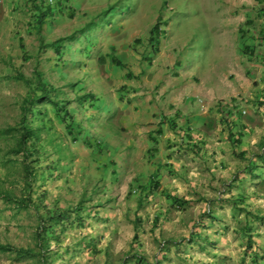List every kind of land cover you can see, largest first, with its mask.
Wrapping results in <instances>:
<instances>
[{"label": "rangeland", "instance_id": "obj_1", "mask_svg": "<svg viewBox=\"0 0 264 264\" xmlns=\"http://www.w3.org/2000/svg\"><path fill=\"white\" fill-rule=\"evenodd\" d=\"M49 6L50 16L40 22L32 3L0 0V244L44 252L36 230L53 210L70 215L63 224H46L48 264H233L212 248L219 242L224 248L223 236L246 223L252 226L231 238L264 249V134L223 129L219 114L233 115L231 103L206 113L205 122L194 120L205 109L171 105L161 114L165 126L149 138L155 91H149V66L157 52L150 28L164 21L163 32L188 39L181 54L190 52L194 43L202 45L200 25L232 19L225 0H52ZM90 22H98L96 29L83 32ZM169 42L186 43L179 36ZM171 56L165 99L177 104L183 86L194 82L188 83L191 71L186 77L178 70L186 60ZM37 72L70 115L50 100L23 118L29 87L18 77L36 84ZM87 93L91 98L77 101ZM237 101L243 111L264 112V93L260 104ZM23 126L45 127L41 141L27 143L35 153L26 159L13 152ZM5 192L32 203L14 210L2 199ZM0 264L41 263L0 252Z\"/></svg>", "mask_w": 264, "mask_h": 264}, {"label": "crops", "instance_id": "obj_2", "mask_svg": "<svg viewBox=\"0 0 264 264\" xmlns=\"http://www.w3.org/2000/svg\"><path fill=\"white\" fill-rule=\"evenodd\" d=\"M225 10L228 12L226 17L232 19H218L216 23L211 21L209 25L207 22V25L202 23L203 25L197 28L201 33L199 40L202 45L194 43L190 47V52L187 50L184 54L180 51L187 48L189 42L182 33L163 32L166 25L163 27L162 20L161 26L159 21H156L150 28L149 36L155 35L149 41L151 40L155 45L157 52L149 66V91L150 88L151 91L159 89L158 93L154 91L153 94H149V138L155 137L156 132L165 126L161 114L167 113L165 111L171 105H174V110L182 107L184 111L192 110L193 107H195L193 110L203 108L207 112L203 111L201 115H194L196 118L192 117L197 122L203 119L205 122L206 113L218 111L223 106L228 110L229 105L232 104L235 109L230 110V113L234 112L233 115L222 119L219 114V121L224 123L223 129L228 125L227 130L231 127L233 132L239 131L242 135L247 136L250 132L264 134V112L259 109L256 111L249 106L252 110L243 114L244 106L241 107L242 104L238 106L237 103L238 96L247 100L246 102L251 98L255 104L264 93L261 92L264 86V0H225ZM156 25L157 28L152 32ZM176 36L186 43H175V45L174 42H169V40L175 41ZM171 55L175 58L181 55L178 62L186 60L183 64L185 68L180 66L178 70L185 72L186 77L187 72L191 71L193 78L189 79L188 83L194 82L192 85L183 86V93L177 104L165 99L169 92L168 82H172V78L167 73V69L171 67ZM184 74L181 77L187 80ZM226 109L225 114H228ZM238 112L236 116L235 113ZM247 149L246 145L241 147V150ZM251 226L252 224H249L248 227L247 223L245 226H234L226 236H223L225 247L221 248L222 243L219 242L212 251L219 256H229L235 261L233 264H264V249L259 248V245L231 238L234 230L241 228L247 231ZM211 255L213 256V253ZM209 260H211L210 256L207 257V262Z\"/></svg>", "mask_w": 264, "mask_h": 264}, {"label": "trees", "instance_id": "obj_3", "mask_svg": "<svg viewBox=\"0 0 264 264\" xmlns=\"http://www.w3.org/2000/svg\"><path fill=\"white\" fill-rule=\"evenodd\" d=\"M28 3H32L33 6L37 9V19L40 22H44V20L50 16L52 12V8L49 6V3H47L48 0H26ZM98 25V22H90L88 25H86L85 29L83 32H89L92 29H96V26ZM155 28H157V25L153 28L152 32L155 31ZM153 35H151V39L153 38ZM77 36L73 35L68 37L67 39H62L56 44V48L58 50H61V48L64 46V43L66 41H71L76 39ZM102 63H105L106 60L105 58H100ZM117 64H121V61L117 60L116 58H113ZM37 82L36 84L34 83L33 80L25 78L23 75H20L18 79L24 80L28 87H29V92L27 97L24 100V116L31 110V107L33 105H38L39 103L42 104V102L45 101H50L51 96L49 95L50 92L54 91V87L48 86L42 79V73L37 72ZM130 77V76H128ZM34 85L36 87H34ZM41 91L40 95H37V90ZM92 94L87 93L83 95L82 97L77 98L78 102H83L88 98H91ZM52 103L59 108L62 112H64L65 115H70V112L66 109L65 104L63 102H55L52 100ZM25 120V119H24ZM80 125H83V121H80ZM44 126H37V127H27L23 126L22 127V133H21V139L19 141V146L18 148L14 149L13 152L20 154L23 153L24 159H26V153L28 155H31L32 153H35V151H30L28 150L27 143L31 142L32 144L38 141H41L43 138V131H44ZM72 131V128L70 129ZM50 143H55L54 138H50ZM60 148L58 145L56 146V149L58 150ZM28 166L26 165V169ZM155 186H158L157 183H155ZM2 199L8 203L11 204L14 207V210H21V209H27L29 208L30 204L32 203V198L31 197H18L15 196L12 193H1ZM36 206V205H35ZM69 213L67 212H58V211H53V210H47V217H42L41 216V221L37 227L36 230V241L38 242L39 247H43L45 250L40 251L38 253L35 252V250L31 249H22V248H17L11 244H0V252H13L17 254L18 256H25V257H40V263L41 264H48L47 263V257L46 254L50 250V242H49V229L46 227V224L50 221H55L58 222V224H63V222L69 218ZM259 220L264 221V217H260ZM63 228V225H62ZM64 230V229H63ZM137 237V233L135 234V238Z\"/></svg>", "mask_w": 264, "mask_h": 264}, {"label": "clouds", "instance_id": "obj_4", "mask_svg": "<svg viewBox=\"0 0 264 264\" xmlns=\"http://www.w3.org/2000/svg\"><path fill=\"white\" fill-rule=\"evenodd\" d=\"M50 2H52V0H48V1H47V3H49V5H50ZM242 112H243V114H245L244 111H242ZM245 112H246V111H245Z\"/></svg>", "mask_w": 264, "mask_h": 264}, {"label": "built area", "instance_id": "obj_5", "mask_svg": "<svg viewBox=\"0 0 264 264\" xmlns=\"http://www.w3.org/2000/svg\"><path fill=\"white\" fill-rule=\"evenodd\" d=\"M244 113H245V111H244Z\"/></svg>", "mask_w": 264, "mask_h": 264}]
</instances>
